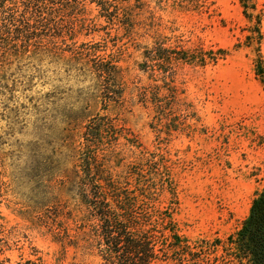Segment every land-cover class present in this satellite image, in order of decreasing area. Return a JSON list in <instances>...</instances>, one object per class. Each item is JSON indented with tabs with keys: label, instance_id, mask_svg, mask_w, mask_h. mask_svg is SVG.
Masks as SVG:
<instances>
[{
	"label": "rangeland",
	"instance_id": "rangeland-1",
	"mask_svg": "<svg viewBox=\"0 0 264 264\" xmlns=\"http://www.w3.org/2000/svg\"><path fill=\"white\" fill-rule=\"evenodd\" d=\"M79 1L89 27L43 39L11 71L14 92L0 97V264H104L91 228L72 211L83 183L76 165L82 178L88 166L102 169L139 213H170L185 239L225 241L264 189V88L255 76L264 0H249L247 14L240 0H130L131 23L108 22L92 0ZM192 1L203 6L187 7ZM259 19L262 43L249 48ZM56 23L67 27L68 19ZM159 43L230 55L217 66H183L174 100L141 72ZM97 60L121 70V98L107 106L99 89L113 85L97 78ZM63 170L73 188L57 207ZM166 255L162 249L157 264H179Z\"/></svg>",
	"mask_w": 264,
	"mask_h": 264
},
{
	"label": "trees",
	"instance_id": "trees-1",
	"mask_svg": "<svg viewBox=\"0 0 264 264\" xmlns=\"http://www.w3.org/2000/svg\"><path fill=\"white\" fill-rule=\"evenodd\" d=\"M240 2L247 14L249 0ZM92 3L101 7L100 17L108 22L122 18L131 23L135 15L130 0H92ZM85 4L79 0H0V97L14 92L11 71L20 66L31 51L42 48L43 39L72 34L78 28L89 27L84 18ZM123 5L127 7L122 8ZM186 5L189 8L203 6L201 1L186 2ZM252 9L255 10V7ZM60 18L68 19L67 27L56 23V19ZM247 18L254 20L252 16ZM262 40L259 19L247 37V46L254 48ZM256 52L255 76L264 88V58L260 46ZM229 55V50L215 46L206 48L198 44L186 49L159 43L144 54L141 72L147 74L153 83H162V86L155 85L156 90H166L176 100V96L182 93H177L172 85L183 66L200 69L217 66ZM95 64L97 78L110 81L113 85V91L108 87L99 89L107 106L109 102L121 98L118 89L121 87L118 84L121 70L113 61L97 60ZM160 102V97L153 101L162 111L165 108ZM86 140L89 141L87 137ZM81 149L75 148L78 153ZM95 159L96 156L90 157L87 162ZM87 168L84 178L77 165L72 171L77 179L83 180L78 188L81 200L75 201L78 204L72 211L82 215L86 226L91 228L89 231L94 234L90 240L102 249L104 264H157L162 249L167 251L166 257H175L179 264H264V189L254 198L249 216L237 233L225 241L191 242L178 234L170 213L166 211L157 215L146 205V210L139 213L140 204L129 196L128 190L120 189L113 180L105 177L102 169H97L98 174H92L91 167ZM68 174L65 170L60 174V184L56 187L57 207L64 203L67 186L73 188ZM158 227L163 231L160 237L157 235ZM159 246L162 248L158 249Z\"/></svg>",
	"mask_w": 264,
	"mask_h": 264
}]
</instances>
